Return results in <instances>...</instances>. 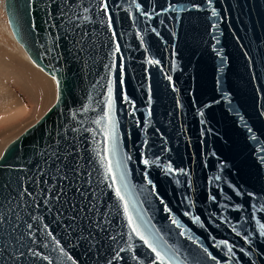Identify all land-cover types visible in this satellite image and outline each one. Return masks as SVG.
Segmentation results:
<instances>
[{"label": "water", "instance_id": "water-1", "mask_svg": "<svg viewBox=\"0 0 264 264\" xmlns=\"http://www.w3.org/2000/svg\"><path fill=\"white\" fill-rule=\"evenodd\" d=\"M107 3L4 0L56 99L0 155V264H264V0Z\"/></svg>", "mask_w": 264, "mask_h": 264}, {"label": "rangeland", "instance_id": "rangeland-1", "mask_svg": "<svg viewBox=\"0 0 264 264\" xmlns=\"http://www.w3.org/2000/svg\"><path fill=\"white\" fill-rule=\"evenodd\" d=\"M55 99L54 80L36 67L12 37L0 0V155Z\"/></svg>", "mask_w": 264, "mask_h": 264}, {"label": "snow or ice", "instance_id": "snow-or-ice-1", "mask_svg": "<svg viewBox=\"0 0 264 264\" xmlns=\"http://www.w3.org/2000/svg\"><path fill=\"white\" fill-rule=\"evenodd\" d=\"M135 2V0H133V3ZM209 3H211V0H209ZM136 7L137 8H139V5H136ZM98 11H102L103 13H104V15H105V18H106V20H107V27L109 28V30H112V28H113V21H112V18H111V16L109 15V5H108V3H107V0H99V6H98ZM89 12V8H84L83 9V13H84V15H82L81 17H77L78 19H83L84 21H90V17L87 15V13ZM143 15H145V16H148V15H150L149 13H142ZM212 15L213 16H216L217 15V13H216V11L215 10H213L212 11ZM112 39H113V41L115 42V40H116V33H115V31H112ZM120 52V45L118 44V43H114V48H113V53H112V55L113 56H115V54L116 53H119ZM150 63L151 62H153V61H149ZM107 67V66H106ZM121 68H122V66H121ZM121 83H123V81H122V79H121ZM111 84H112V81L111 80H109L108 81V100H107V106H108V113H105V117H103V118H106L107 120H108V122H109V124L111 125V128H112V137H113V141H114V144H115V126L114 125H112L111 124V118H110V114H111V112H112V110H113V103H112V88H111ZM128 98L125 96L124 97V100H127ZM86 110V109H85ZM149 115H150V113H149ZM95 123H99V121H94ZM113 154H115V152L113 153ZM102 159H105V160H107V157L105 156V157H102ZM145 164H148L149 163V161L148 160H144L143 161ZM166 167V170H167V172L168 173H171L172 171H173V169L171 168V166L170 165H168V166H165ZM106 171H107V173L108 174H111V172H112V164H111V161H108V163H107V166H106ZM181 171H183V170H181ZM107 178V177H106ZM216 179H219V177H216ZM115 194H116V196L120 199V200H123L124 198L120 195V189H116L115 190ZM127 211H128V209H127V205H124V213H125V215H127ZM34 219H35V217H34ZM174 223H175V221H173ZM132 219H131V217L129 216L128 217V224H129V226L131 227L132 226ZM260 227L262 228V229H264V224H262V225H260ZM28 228L29 229H31L32 228V225L31 224H29L28 225ZM47 228V226H45V229ZM132 232L133 233H135L138 237H139V239L141 240V241H143V243L145 244V245H147L150 249H151V251L155 254V259L157 260V261H163L164 260V256L161 254V252L160 251H158L157 250V248L155 247V246H153V244L152 243H150V241L148 240V239H146L145 238V236L140 232V230H139V228H137V227H132ZM114 239V238H113ZM129 239H131V237H129ZM222 243H224L226 246H227V242H222ZM129 248H131V245H129ZM30 251V253H31V255H39L38 253H35V252H31V250H29ZM62 251V250H61ZM124 251V249H120V252H123ZM231 251H232V249L229 247L228 248V252L229 253H231ZM19 255H23V253H20ZM117 257L119 258V253H117ZM135 258V257H134ZM44 259H48V257H44Z\"/></svg>", "mask_w": 264, "mask_h": 264}, {"label": "bare ground", "instance_id": "bare-ground-1", "mask_svg": "<svg viewBox=\"0 0 264 264\" xmlns=\"http://www.w3.org/2000/svg\"><path fill=\"white\" fill-rule=\"evenodd\" d=\"M3 7H4V0H3ZM12 33V32H11ZM12 37H13V34H12ZM14 38V37H13ZM23 49V48H22ZM24 50V49H23ZM26 53V52H25ZM27 55V54H26ZM28 56V55H27ZM31 60V59H30ZM37 67V66H36Z\"/></svg>", "mask_w": 264, "mask_h": 264}]
</instances>
